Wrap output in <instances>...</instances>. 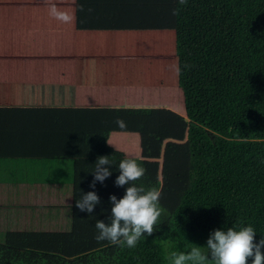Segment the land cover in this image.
Wrapping results in <instances>:
<instances>
[{
	"label": "trees",
	"instance_id": "1",
	"mask_svg": "<svg viewBox=\"0 0 264 264\" xmlns=\"http://www.w3.org/2000/svg\"><path fill=\"white\" fill-rule=\"evenodd\" d=\"M76 12L79 30L175 31L184 116L105 108L96 127H77L61 156L74 165L70 202L0 219V264H170L172 252L206 251L216 228L250 224L255 239L264 236V0H76ZM114 132L137 135L141 155L109 144ZM101 155L113 164L136 159L145 174L135 183L161 192L158 224L134 248L93 238L109 195L124 194L113 183L115 165L96 183L93 214L76 207Z\"/></svg>",
	"mask_w": 264,
	"mask_h": 264
},
{
	"label": "crops",
	"instance_id": "2",
	"mask_svg": "<svg viewBox=\"0 0 264 264\" xmlns=\"http://www.w3.org/2000/svg\"><path fill=\"white\" fill-rule=\"evenodd\" d=\"M51 4L72 20L49 16ZM76 13V0H0L1 220L70 202L74 165L62 149L77 127L100 123V109L179 114L172 109L181 96L178 72L167 71L178 61L175 31L79 30ZM92 108L94 116L78 113ZM131 135L114 132L109 144L139 143Z\"/></svg>",
	"mask_w": 264,
	"mask_h": 264
},
{
	"label": "clouds",
	"instance_id": "3",
	"mask_svg": "<svg viewBox=\"0 0 264 264\" xmlns=\"http://www.w3.org/2000/svg\"><path fill=\"white\" fill-rule=\"evenodd\" d=\"M179 2L183 4L186 0ZM48 14L61 23L72 20L69 13L58 9L55 4L49 5ZM116 124L124 126L120 119L116 120ZM93 165V178L89 184L91 190L81 192L80 198L76 200V207L80 212L93 214L94 208L101 203L95 191L96 183L103 184L112 174L111 166L115 165L119 174L115 176L113 183L116 187H124V194L120 198L115 194L109 195L110 207L101 209L107 216L104 220L96 219L93 238L115 246L134 248L140 239L151 235L154 226L158 224L161 192L158 188L146 189L142 184L135 183L145 174L144 167L136 159L123 158L118 164H113L108 156L101 155ZM256 234L250 224L227 229L216 228L205 241L206 251H202L200 247H192L187 252H172L170 264H206L208 261L212 264H264V236L261 235L257 240Z\"/></svg>",
	"mask_w": 264,
	"mask_h": 264
},
{
	"label": "rangeland",
	"instance_id": "4",
	"mask_svg": "<svg viewBox=\"0 0 264 264\" xmlns=\"http://www.w3.org/2000/svg\"><path fill=\"white\" fill-rule=\"evenodd\" d=\"M177 66H178V61H177V59H175L174 63H172V62L169 63L167 71L169 73H171V71H173V68L174 69L176 68V70L178 72ZM175 101H176L177 104L175 103V105H174V107L172 109H174L177 112H179V114L182 113L180 115H183L184 112H183V97H182V95L179 98H176ZM131 136H137V135L133 134ZM132 139H133V137H129V138H125V139L119 138V140H118V141H121V143H120L121 145L123 143L124 144H123V146H117V149H119L120 151L125 153L126 156H129V157L137 156L138 152H139V149H140V140H139V143H137V141L132 140ZM128 142H129V144H128Z\"/></svg>",
	"mask_w": 264,
	"mask_h": 264
}]
</instances>
